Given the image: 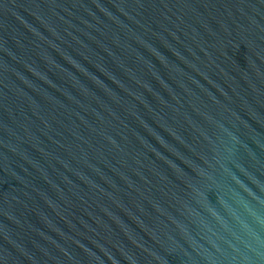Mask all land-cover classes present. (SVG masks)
<instances>
[{
	"label": "water",
	"instance_id": "95a60500",
	"mask_svg": "<svg viewBox=\"0 0 264 264\" xmlns=\"http://www.w3.org/2000/svg\"><path fill=\"white\" fill-rule=\"evenodd\" d=\"M0 264H264V0H0Z\"/></svg>",
	"mask_w": 264,
	"mask_h": 264
}]
</instances>
